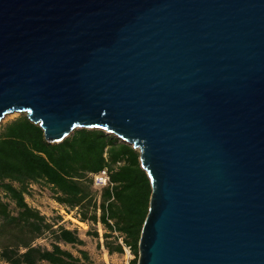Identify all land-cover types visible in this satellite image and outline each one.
Instances as JSON below:
<instances>
[{
    "label": "water",
    "instance_id": "obj_1",
    "mask_svg": "<svg viewBox=\"0 0 264 264\" xmlns=\"http://www.w3.org/2000/svg\"><path fill=\"white\" fill-rule=\"evenodd\" d=\"M14 113L138 153L137 264H264V0H0Z\"/></svg>",
    "mask_w": 264,
    "mask_h": 264
},
{
    "label": "trees",
    "instance_id": "obj_2",
    "mask_svg": "<svg viewBox=\"0 0 264 264\" xmlns=\"http://www.w3.org/2000/svg\"><path fill=\"white\" fill-rule=\"evenodd\" d=\"M138 157L131 147L102 131H76L49 145L41 129L24 115L7 123L0 132V264H94L85 251L75 257L61 249L60 244L83 242L75 231L59 225L53 230L28 205L32 185L47 188L58 205L76 212L80 223H100L107 253L120 255L126 248L133 257L129 264H137L151 193ZM104 169L112 186L99 191L97 203L91 176ZM46 233L54 237L50 249L35 245Z\"/></svg>",
    "mask_w": 264,
    "mask_h": 264
},
{
    "label": "rangeland",
    "instance_id": "obj_3",
    "mask_svg": "<svg viewBox=\"0 0 264 264\" xmlns=\"http://www.w3.org/2000/svg\"><path fill=\"white\" fill-rule=\"evenodd\" d=\"M24 114L6 115L0 121V132L3 127ZM97 203L99 202V191L93 190ZM28 205L38 210L45 217L47 222L52 225L54 230L58 225L68 230L75 231L83 242L82 246H71L60 244L61 249L71 253L75 257H79V251H85L88 254L89 261L94 264H129L133 258L130 252L126 249L123 254H108L104 247V239L102 235L105 233L104 228L100 223L83 225L76 218V212H68L61 209L52 198L51 193L44 186L32 185L30 193L26 197ZM116 235L114 234V237ZM112 242L113 239L108 240ZM54 242V237L51 233H46L44 236L35 241V245L41 248L50 249L51 243ZM120 243V240H118ZM47 264V263H39Z\"/></svg>",
    "mask_w": 264,
    "mask_h": 264
},
{
    "label": "built area",
    "instance_id": "obj_4",
    "mask_svg": "<svg viewBox=\"0 0 264 264\" xmlns=\"http://www.w3.org/2000/svg\"><path fill=\"white\" fill-rule=\"evenodd\" d=\"M91 178H92V183H93L92 187L94 190L100 191L103 188H106V187L110 188L112 186L109 182L108 172L105 169L100 171L98 174L92 175ZM59 207L62 210L64 209V207H62L60 205H59ZM85 225H87V224H85ZM124 249L126 250V248H124Z\"/></svg>",
    "mask_w": 264,
    "mask_h": 264
}]
</instances>
